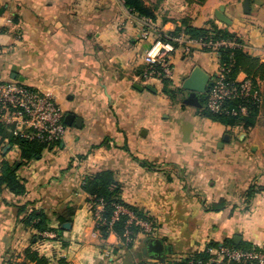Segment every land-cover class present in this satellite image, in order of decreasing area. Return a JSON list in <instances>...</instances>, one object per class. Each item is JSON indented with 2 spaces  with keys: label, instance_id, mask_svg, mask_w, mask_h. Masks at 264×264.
<instances>
[{
  "label": "crops",
  "instance_id": "crops-1",
  "mask_svg": "<svg viewBox=\"0 0 264 264\" xmlns=\"http://www.w3.org/2000/svg\"><path fill=\"white\" fill-rule=\"evenodd\" d=\"M143 1L155 15L148 39L141 36L144 18L124 0H0V82L49 95L74 117L65 118L60 144L22 170L26 200H37L50 228L64 232L35 245L53 264L155 263L146 252L155 239L164 245L165 263L216 244H264V81L257 82L255 125L245 129L205 118L202 107L184 102L181 86L195 67L218 73L215 51L178 48L169 82L143 78L159 32H174L185 18L236 34L244 51L264 62V0H250L248 13L246 0ZM15 17L19 28L7 32ZM0 150L18 160L19 149L1 138ZM105 169L115 172L121 198L157 226L153 238L139 236L132 249L115 234L101 238L82 190L86 176ZM15 203L7 193L0 197V264L38 241ZM60 216L68 219L63 225Z\"/></svg>",
  "mask_w": 264,
  "mask_h": 264
},
{
  "label": "trees",
  "instance_id": "trees-1",
  "mask_svg": "<svg viewBox=\"0 0 264 264\" xmlns=\"http://www.w3.org/2000/svg\"><path fill=\"white\" fill-rule=\"evenodd\" d=\"M198 1L204 3L207 0ZM124 2L126 7L140 18L155 19L154 12L145 5L143 0H124ZM19 25L20 20L16 17L12 18L11 23L6 26V30L7 32H14L19 28ZM181 35L204 43L228 42L234 44L233 47L221 46L217 49L220 66L226 67L230 71L228 74L230 81L236 80L240 74H245L252 81L254 90H259L257 82L258 80L264 81V62L246 53L243 49V41L236 34L219 28L214 22H210L208 27L197 28L192 25V22L188 18H185L182 20L181 26L174 32H159V39L164 42H171L172 39ZM204 50L208 52L214 51L211 48H204ZM161 80L165 83L169 82V79L162 78ZM166 92L171 93L173 91L167 90ZM240 105L247 106L248 114L246 116L230 113L232 110L238 109ZM224 107L226 111L224 110L218 114L212 113L207 109L206 95L201 114L203 117L223 125L243 126V128L248 129L255 125L261 105L254 104L251 100L234 99L227 101ZM0 138L1 141H6L9 146H16L19 149L18 160L14 162L8 161L6 155H3L0 150V197L7 193L16 200L14 206L18 208V213L22 217L23 223L35 232V237L38 239L36 243H33L21 254L16 255L9 252L5 256L3 264H53L52 260L43 255L41 250L36 248L35 245L48 239L44 237L46 233H54L56 238H61L64 232L60 227L55 229L50 228L49 219L46 214L35 207L38 203L37 200H26L29 195L28 179L22 175V170L42 159L43 153L46 150L52 149L60 143L47 144L37 138L26 139L20 135L16 136L13 127L1 124ZM82 190L90 197L89 203L92 204V211L96 215L94 217L97 218V214L99 213L100 218L97 219L95 228L102 239H107L111 234H115L122 241L126 249H132L139 236L146 234L148 239L153 238L154 233H147L143 227L137 225L135 222L128 224L130 220L128 214H121L117 221H113L116 207L121 205L133 213L138 220L151 223L156 228V224L152 218L139 208L126 203L121 198L122 189L116 180L114 171L105 169L86 176L82 184ZM98 207H102V210L99 211ZM66 216L70 217L73 214L69 213ZM66 216L59 217L60 225L68 221ZM218 247L219 245L217 244L209 246L206 250L195 252L188 258L164 264H213L211 262L212 254L209 250ZM225 247L235 249L252 248L250 246H235L232 243L225 244ZM56 264L67 263L65 259H58Z\"/></svg>",
  "mask_w": 264,
  "mask_h": 264
},
{
  "label": "built area",
  "instance_id": "built-area-1",
  "mask_svg": "<svg viewBox=\"0 0 264 264\" xmlns=\"http://www.w3.org/2000/svg\"><path fill=\"white\" fill-rule=\"evenodd\" d=\"M144 20L146 24L141 36L148 39L151 36L152 21L145 18ZM193 44H198L203 49L211 48L216 53L221 46H234L228 42L204 43L192 40L185 35L174 38L171 42H164L158 37L146 54L147 67L143 78L171 79L173 76L172 55L178 48H184L190 52ZM217 55L219 56L218 53ZM229 72L226 67L220 66L218 73L211 77L206 93L207 109L215 114L222 113L225 110V103L234 99L251 100L254 104L261 105L260 91L254 90L252 81L248 77L244 80L237 78L230 81ZM230 113L246 116L248 108L245 105H240L238 109H234ZM65 118L64 109L51 96L21 83L0 82V124L13 127L16 136L20 135L26 139L37 138L47 144L60 143L67 132ZM98 210L101 211L102 207H98ZM121 214L129 215L128 224L135 222L146 232L152 231L148 223L138 220L133 213L121 205L116 207L113 221H117ZM45 235L53 237L52 233ZM209 252L212 254L211 262L213 264H264V244L251 249L221 246L210 249Z\"/></svg>",
  "mask_w": 264,
  "mask_h": 264
},
{
  "label": "water",
  "instance_id": "water-1",
  "mask_svg": "<svg viewBox=\"0 0 264 264\" xmlns=\"http://www.w3.org/2000/svg\"><path fill=\"white\" fill-rule=\"evenodd\" d=\"M250 8V0H246L245 2V11L248 13ZM217 19L227 23L225 19H223L221 14L216 15ZM211 82V76L206 73L200 67H195L190 73L189 77L183 82L181 86L182 92L188 93V97L185 99V103L201 107L200 98L203 95H206L209 85ZM74 120L72 115L66 117V122L71 123ZM81 122L80 119L76 120V124L79 125ZM150 251L151 257L161 264L165 263L164 253V245L159 239L152 240L148 243L146 252Z\"/></svg>",
  "mask_w": 264,
  "mask_h": 264
},
{
  "label": "rangeland",
  "instance_id": "rangeland-1",
  "mask_svg": "<svg viewBox=\"0 0 264 264\" xmlns=\"http://www.w3.org/2000/svg\"><path fill=\"white\" fill-rule=\"evenodd\" d=\"M178 90V89H177ZM91 206H92V204H91ZM94 216H96V215H94V213H93V218H94V221H95V227H96V222L98 221L97 219H98V217L97 218H95ZM146 223H148V222H146ZM148 225H150V227L152 228V231L151 232H147V233H156L155 232V226H153L151 223H148ZM157 227V226H156ZM46 236V235H45ZM144 236H146V234L144 235ZM47 237V236H46ZM153 237H154V235H153Z\"/></svg>",
  "mask_w": 264,
  "mask_h": 264
},
{
  "label": "flooded vegetation",
  "instance_id": "flooded-vegetation-1",
  "mask_svg": "<svg viewBox=\"0 0 264 264\" xmlns=\"http://www.w3.org/2000/svg\"><path fill=\"white\" fill-rule=\"evenodd\" d=\"M207 95V94H206ZM206 95H203L201 98H200V103H201V107L203 108L204 107V98Z\"/></svg>",
  "mask_w": 264,
  "mask_h": 264
}]
</instances>
